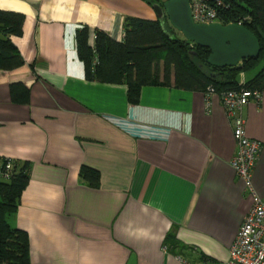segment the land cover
<instances>
[{
    "label": "crops",
    "instance_id": "0c3cea01",
    "mask_svg": "<svg viewBox=\"0 0 264 264\" xmlns=\"http://www.w3.org/2000/svg\"><path fill=\"white\" fill-rule=\"evenodd\" d=\"M23 15L11 41L25 64L0 70V157L28 163L12 227L26 232L31 264H220L250 208L229 159L232 125L215 94L84 77L75 29L116 41L123 19H156L143 0H0ZM258 69L241 72L250 81ZM29 89L11 101L10 85ZM260 141L252 184L264 200V97L242 110ZM86 165L98 186L79 177Z\"/></svg>",
    "mask_w": 264,
    "mask_h": 264
},
{
    "label": "trees",
    "instance_id": "16d2710c",
    "mask_svg": "<svg viewBox=\"0 0 264 264\" xmlns=\"http://www.w3.org/2000/svg\"><path fill=\"white\" fill-rule=\"evenodd\" d=\"M150 7L163 0H143ZM220 23H239L259 41L257 58H247L232 67L217 68L206 62L210 51L175 34L166 15L162 21L125 16L123 38L116 41L105 32L95 29L93 44H89V28L75 29V47L89 81L125 84L127 100L137 103L143 85H170L183 90L216 92L229 89H260L264 85V0H221L217 7ZM23 15L0 9V70L22 67L23 57L11 41L22 33ZM258 69L248 82L239 84L241 72ZM11 101L29 102V89L22 83L10 85ZM9 179H0V264H31L29 240L25 231L12 227L9 216L18 207L20 196L28 182V163L12 161ZM79 177L91 187L98 186L99 172L82 165Z\"/></svg>",
    "mask_w": 264,
    "mask_h": 264
},
{
    "label": "built area",
    "instance_id": "2783aa9c",
    "mask_svg": "<svg viewBox=\"0 0 264 264\" xmlns=\"http://www.w3.org/2000/svg\"><path fill=\"white\" fill-rule=\"evenodd\" d=\"M221 0H189L190 13L196 23L220 22L217 7ZM239 24V23H238ZM264 74V69H263ZM243 82H239L242 85ZM208 94H215L232 125L235 153L229 165L243 182L251 204L229 247L228 258L220 264H264V200L257 194L252 184V171L261 150L259 140L250 138L245 132V119L242 110L250 101L259 102L264 97V85L260 89L239 88L216 92L208 87ZM0 157V179L7 180L11 175L12 161ZM183 264H193L181 259Z\"/></svg>",
    "mask_w": 264,
    "mask_h": 264
},
{
    "label": "water",
    "instance_id": "95a60500",
    "mask_svg": "<svg viewBox=\"0 0 264 264\" xmlns=\"http://www.w3.org/2000/svg\"><path fill=\"white\" fill-rule=\"evenodd\" d=\"M152 9L160 21L166 15L170 25L184 38L208 48L210 53L206 62L210 66L232 67L243 59L257 58L259 55L257 37L243 25L194 22L189 0H163L161 4H153Z\"/></svg>",
    "mask_w": 264,
    "mask_h": 264
},
{
    "label": "rangeland",
    "instance_id": "374dc122",
    "mask_svg": "<svg viewBox=\"0 0 264 264\" xmlns=\"http://www.w3.org/2000/svg\"><path fill=\"white\" fill-rule=\"evenodd\" d=\"M175 34H176L177 36H179V37L182 35V34H181L179 31H177V30H176Z\"/></svg>",
    "mask_w": 264,
    "mask_h": 264
}]
</instances>
